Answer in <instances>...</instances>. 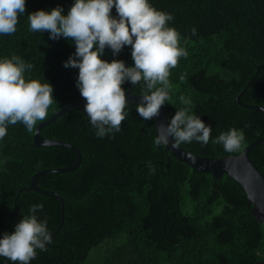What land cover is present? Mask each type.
I'll use <instances>...</instances> for the list:
<instances>
[{
	"label": "trees",
	"instance_id": "trees-1",
	"mask_svg": "<svg viewBox=\"0 0 264 264\" xmlns=\"http://www.w3.org/2000/svg\"><path fill=\"white\" fill-rule=\"evenodd\" d=\"M148 2L173 15L167 26L180 33V46L188 52L170 70V100L162 106L168 122L185 107L184 96L192 102L190 114L212 128L207 146L193 141L179 147L219 158L264 138V0ZM74 3L25 0L16 32L0 34V59L21 57L33 65L26 78L53 86L56 102L45 120L84 99L77 87L79 69L64 67L76 47L63 37L52 40L48 32L30 31L28 15L57 7L67 15ZM111 15L118 18L115 7ZM131 51L126 45L114 56L106 47L101 59L134 66ZM122 88L142 95V82H125ZM137 105L128 103L121 131L103 138L96 136L85 106L40 130L44 138L70 143L81 154L76 170L46 173L35 182L63 199V213L56 195L21 190L18 213L11 214L17 191L29 186L33 174L71 167L77 157L64 146L35 147V128L28 132L21 123L9 125L0 140V239L15 231L32 205L43 204L37 216L47 221L53 242L46 251L37 249L30 264H264V229L241 186L226 174L214 178L194 170L163 145L155 146L153 121L140 117ZM232 128L243 131L245 142L241 151L227 153L212 140ZM248 158L264 179V141ZM0 264L19 262L0 257Z\"/></svg>",
	"mask_w": 264,
	"mask_h": 264
},
{
	"label": "clouds",
	"instance_id": "clouds-1",
	"mask_svg": "<svg viewBox=\"0 0 264 264\" xmlns=\"http://www.w3.org/2000/svg\"><path fill=\"white\" fill-rule=\"evenodd\" d=\"M113 7L118 18L111 15ZM24 13L25 0H0V34H14L18 18ZM173 19L171 13L156 10L148 0H75L67 15L61 7L28 15L30 31L48 32L52 40L63 37L75 44L76 51L64 67L79 69L77 87L87 101L84 111L98 138L121 131L128 115L122 88L125 82L132 85L142 82V100L136 109L146 121L158 117L162 106L170 100V70L180 58L188 56L187 50L180 46V33L167 26ZM191 31L196 35L195 28ZM126 45L131 46L134 66L126 67L121 60L101 59L106 47L115 56ZM32 68L31 63L15 54L0 59V140L7 135L9 125L21 123L32 132L38 121L47 118L50 106L56 102L50 83L26 78L25 73L30 76ZM180 101L185 107L176 111L170 122L159 126L160 134L154 138V145L167 147L171 141V147L177 148L181 143L196 141L207 146L211 126L190 114L189 98L181 96ZM244 142L243 131L236 128L212 140L223 145L227 153L241 151ZM42 210L43 204L32 205L30 215L15 225V231L3 235L0 257L30 264L37 249L47 250L53 240L47 221L38 219L37 213Z\"/></svg>",
	"mask_w": 264,
	"mask_h": 264
},
{
	"label": "water",
	"instance_id": "water-1",
	"mask_svg": "<svg viewBox=\"0 0 264 264\" xmlns=\"http://www.w3.org/2000/svg\"><path fill=\"white\" fill-rule=\"evenodd\" d=\"M126 100L128 103L132 104H139L142 100L141 95L133 94V88L125 91ZM87 101L81 100L78 102H75L73 104H70L58 112H56L54 115H52L47 120H44L36 125L33 133V143L35 147H49L54 145L64 146L72 150L76 157L77 161L76 163L68 168H51V169H45L40 170L33 174V176L30 179L29 186L25 188H20L16 196L14 197V210L11 214L18 213L17 209V199L21 192V190L26 191H35V192H41V193H51L56 195L61 203L62 207V213H63V199L52 191H44L39 190L36 187V179L43 174L46 173H57V172H71L78 168V166L81 163V154L78 151L77 148H75L70 143L60 141V140H51L44 138L40 130L53 122L55 119L66 113L67 111L73 110L77 107L85 106ZM156 134L159 135L158 132L159 126L163 124L168 123V119L165 113V110L163 107L160 109V115L156 118L152 119ZM264 141V138H261L259 140L254 141L253 143L246 146L239 154L237 155H229V156H223L219 158H209V157H201L197 156L195 154L189 153L185 151L184 149L177 147L173 148L171 147V141L168 144V146H164V151L169 152L171 155H173L179 162H182L186 164L187 166L193 168L194 170L201 171L204 173L211 174L214 178H220L223 174H226L231 180H233L235 183L239 184L241 188L243 189L247 200L250 205H252L251 214L254 216L255 220L262 224L264 229V179L261 176V174L255 169V167L251 164L248 153L250 152L251 148L261 142ZM63 215V214H62ZM64 221V218L62 216L60 225L58 229L62 226Z\"/></svg>",
	"mask_w": 264,
	"mask_h": 264
}]
</instances>
